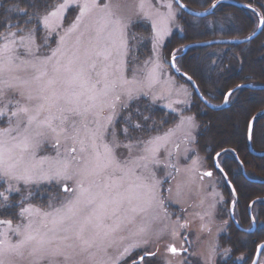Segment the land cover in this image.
I'll list each match as a JSON object with an SVG mask.
<instances>
[{"label":"snow or ice","instance_id":"1","mask_svg":"<svg viewBox=\"0 0 264 264\" xmlns=\"http://www.w3.org/2000/svg\"><path fill=\"white\" fill-rule=\"evenodd\" d=\"M68 6L69 0H63L49 9L47 3L42 5L40 0H35V3L30 4L32 15L28 16L26 10L17 9L28 16L24 22L25 27L16 25L17 30L13 32L12 25H8L6 33L0 34V41H3L0 45V121L6 119L8 123V127L0 131V180L8 184L7 188L0 191V212L18 209L15 217L21 220V223L13 227L12 218H0V225L6 226V230L0 232V264H10L7 260L9 254L20 255L26 249L30 255L40 256L47 264H83L77 257H95L101 252L107 254L115 242V236L121 231H129L128 225H134L138 216L147 221L132 233L140 237L141 242L135 243L132 248H125L111 264H121V260L131 255L132 249L141 247L145 251L132 264H146V258L155 255L149 251L152 243L148 238L150 224L159 219L155 210L163 207L158 189L168 179H175V176L169 173L165 181L156 180L150 168L151 164L158 163L157 150L153 146L159 144L162 139L160 137L124 144L123 147L130 154L133 148L143 146L140 148L141 155L127 161L116 157L114 147H120L119 143L114 147L101 143L102 134L108 132V125L112 126L111 134L115 138V126L112 115L106 118L105 125L100 121V114L107 108L114 115L122 94L132 98L131 91L125 89L127 81L115 70V61L112 60L113 54H118L117 38L122 39L127 25L117 18L113 22L116 27L108 30L113 16L112 5L109 4L105 8L103 21L95 22L94 42L88 48H81L79 39L72 49L63 48L66 37L78 28V18L61 36L60 46L52 57L47 58L39 67L33 65L38 74L31 79L13 75L20 67L16 63L20 59L19 48L24 47L26 42H33L35 36L36 29L30 26L31 21L35 19L37 27L42 24L51 30L57 27L55 20L60 19V13ZM179 6L184 7L182 3ZM167 7L169 18H174L172 5L168 4ZM212 7L215 8L216 4L213 3ZM89 8V3L85 2L81 17ZM258 23L264 27V17ZM49 62H52L50 66ZM110 68L113 70L109 71ZM187 78L192 80L191 76ZM9 93L14 95L10 96ZM232 95L230 91L226 98ZM123 107H127V104ZM143 119L147 120L148 117ZM125 123L127 126L122 129V133L128 139L132 131L144 128L141 123H133L130 116L125 118ZM93 124L94 128L90 126ZM69 127L71 138L80 145L79 159L76 156L57 159L55 167L45 171L34 162L35 150L51 136L59 156L58 137L60 134H68ZM246 136L249 142L253 140L251 126ZM71 152L76 153L77 149L73 147ZM73 167L78 177V187L71 189L72 196L60 207L50 212H41L29 203L32 196L30 189L28 195L22 196L17 203L13 204L10 199L13 192H21V188L16 185L23 183L27 188L42 180L68 179V171ZM136 168L143 169L151 176V180L144 172L136 176L138 183H135V187L140 191H132L133 186L123 182L112 183L113 176L118 175L124 181L126 177L135 175ZM176 172H179L178 168ZM204 175L211 177L212 172H205ZM176 187L179 196L181 186L178 184ZM63 190L70 191L67 185L63 186ZM167 227L161 230V234ZM180 227L178 222L171 225L174 238ZM9 232L18 237L16 242L9 238ZM159 238L158 235L157 241ZM168 251L178 254L173 244L169 245ZM261 252L264 253V245H261ZM34 264H41V261L36 260ZM94 264H109V261H94Z\"/></svg>","mask_w":264,"mask_h":264},{"label":"rangeland","instance_id":"2","mask_svg":"<svg viewBox=\"0 0 264 264\" xmlns=\"http://www.w3.org/2000/svg\"><path fill=\"white\" fill-rule=\"evenodd\" d=\"M179 1L189 10L201 12L208 10L213 3H216L219 0H212L209 3V6L206 8L203 7L205 2L204 0H198L202 7L195 8L184 4L181 0ZM231 1L249 6L252 9L249 10L235 7L247 10L251 12L253 16H255L257 23V27L253 30L255 32L259 26L258 17L255 13L260 15L259 11L249 4L237 2L235 0ZM61 2H63V0L52 1L49 9ZM85 2L89 3L90 8L86 11L85 15L81 17L82 6ZM0 3V7L2 6V10L0 12L4 17L3 20L6 21L5 24L3 22L4 25L2 29L0 28V34L6 33L8 30V25H12L11 31L13 32L17 30L15 27L16 25H19L21 28L25 27L24 22L28 19V16L32 15L31 13H28V16H26L23 14V11H17L18 5H13L14 0H0ZM109 4L112 5L111 12L113 13V16L109 22L108 30H112V28L116 27L113 22L117 18L122 19L123 23L127 25V27L124 28V35L122 39L117 38L116 48L118 50V54L114 53L112 60L115 61V70L123 80L127 81V84H125V89L131 91L132 98L130 99L127 94H122L120 100L116 104L114 115L113 111L107 108H105V110L100 114L101 123L107 125L106 118L112 115L113 124L116 126V123L121 120L122 112L127 110L131 105L140 101H146L149 104L158 106L167 114L172 115L175 119L174 123L169 128L159 134L153 135L148 139L145 137L146 132L138 134V137H133L130 134V139L125 138L122 130H117L116 127L115 138H113L111 134L113 129L110 125H108V132L106 134H102L101 143H107L113 147L116 143L121 145L120 147H114L116 157L121 161H127L131 157H136L142 154L140 151V148L143 147L142 145L133 148L130 154L129 150L123 147L124 144H135L136 140L138 139L148 141L154 137L162 138L158 145L153 146L157 150L156 159L158 163L151 164L150 168L152 172H154L156 180L165 181V177H167L169 173H172L175 176V179H168L167 182L162 183L158 189L163 200V207L157 208L155 210L156 213H158L159 219L152 221L150 224V236L148 238L152 241V243L149 246V251L154 252L155 255L147 257L146 264H186L185 260L188 257H199L197 259L201 264H215V261L218 259V257H225V251L228 250V246L221 249L219 238L221 236L228 235L230 224L238 233L234 239L236 247L233 250L232 256H235L237 252L246 249H252L254 244H256V242H254L256 241V237L259 235L254 233L258 221L256 220L253 206L257 202L264 201V197L262 196L264 193V170H255L256 173H254L257 174L258 178H250L246 174L244 166L241 160L238 158L236 152L232 149L230 150H232L235 155L231 152H227L237 162V166L241 171L242 179L245 182L257 185V187H259L258 192L262 191L260 194L253 191L250 192V194L253 195H250L248 198L249 201L246 205V213L243 216V223H240L238 219L240 218V215L238 214L237 210L238 196L236 191H233L235 189L231 179H228L227 174L224 176L225 180L220 178V176L209 177L204 175L205 172H209L210 168L213 167L212 164L214 159L209 161L202 154L198 153L195 148L198 124L189 112L193 89L191 90L188 85L183 84L176 79L170 68V61L164 59L161 51L163 44L173 32L178 31V33H181V26L178 22V15L180 12L193 18L197 17L186 14L176 5L173 0H69V6L60 13V19L55 20L57 27H53L51 30H48L42 24L37 27V21L35 19L31 21L30 26L36 29L35 36L33 38V42H26L24 47L19 48L20 59L17 60L16 63L20 65V67L13 73V75L20 77L21 79H31L33 75L38 74L36 68H34L33 65L39 67L45 60H47V58L52 57L53 52L56 51V49L60 46L61 36L65 35L68 28L75 24L78 18L80 20V24L70 36L66 37L63 48L64 50L72 49L76 44L77 39L80 41L81 48H88L90 43L94 42L96 27L95 22L103 21L105 16V8ZM141 4H143L142 8ZM168 4L172 5V12L174 13V18L171 19L169 18V9L167 7ZM219 5L213 9L212 13ZM212 13L210 15H212ZM20 16L24 17V19H21ZM260 17L262 18L261 15ZM136 23H145L150 28V53L145 55L146 53H144L143 49H141L135 55L134 60L131 59L132 63L129 64V30ZM263 30L264 27L262 31ZM254 32L249 34H246L247 32H243L241 35L234 38H215L205 41L192 42L181 49V55H185L186 52L192 48L225 46H198L200 43L219 39H243L252 35ZM260 34L250 42L255 41L260 36ZM17 39L19 38L17 37ZM248 43L237 46L246 49ZM2 44L3 41H0V45ZM186 47L189 48H187L186 52L183 53V49ZM175 54L176 53H173L172 57ZM175 56L178 57V55ZM22 61L26 63H21ZM52 62H49V66ZM111 62L112 61L110 60L109 63ZM112 70V68L109 69V71ZM251 86L259 87L253 85ZM260 86L264 87V85ZM240 89L258 90L245 87L239 88L238 90ZM9 95H14V93H9ZM16 98L19 99V96L17 95ZM177 101L179 102L177 103ZM124 104H127V107H123ZM259 115H262V111L259 113ZM259 115L256 114V118ZM254 117H252L251 120ZM232 119L230 123L231 127L227 128L229 126H226L225 128L227 131H232L236 137V134H238V126L241 124L242 118L239 117ZM90 126L93 128L95 127L94 124ZM7 127L8 123L6 119L0 121V131L6 129ZM229 131L226 132V134L231 133ZM58 139L60 143L59 156L57 155V150L53 147V138L51 136H49V138L41 143L40 146L35 150L34 162L38 166L42 167L45 171L55 167L57 159H71L72 156H76L77 159H79L80 145L79 143L74 142V140L71 138L70 127L68 134H60ZM73 147L77 149L76 153L71 152ZM253 150L256 152H264V150H256L254 148ZM248 154L254 159L264 158L255 157L251 155L249 151ZM216 155H214V157ZM207 162L210 164V168L208 167ZM217 162H219V160ZM177 168L179 169V172H176ZM242 170H244L245 176L243 175ZM142 172H144L143 169L136 168L135 175L126 177L124 181H121L118 175L113 176L112 183L119 184L123 182L125 184L132 185V191H140V189L135 187V183H138L136 181V176H139ZM144 175L148 176V179L151 180V176H149L147 172H144ZM68 177V179L42 180L36 184L28 185L27 188L23 183H20L16 186L21 188V192H13L10 195V199L13 203H17L22 196L28 195V190L30 189L32 196L29 200V203L32 204V202H36L38 204H32L35 208L39 209L41 212H50L53 210V208L60 207L67 198L72 196L71 189L78 187V177L75 175L74 167L69 169ZM0 182L3 183V188L1 190L3 191L8 187V184L5 183L4 180H0ZM178 184L181 186V192L179 196L176 194V186ZM64 185L69 187V192L62 191ZM229 185H231L232 191ZM169 188L172 189L171 192L168 191ZM35 192L39 196H34L36 194ZM43 197L48 198L46 201H43ZM255 200L258 201L254 202ZM50 204L52 205L51 208L49 207ZM231 210L233 212L234 219L239 225L238 228L232 223L230 214ZM15 211H18V209H15ZM4 215V218L13 219V227L21 223V220L16 218L15 213L12 214L11 211L7 210ZM260 216L261 215L259 214V218ZM261 218L264 223V215ZM146 222L147 221L144 217L138 216L134 225H128L129 231H121L115 236V242L108 250L107 254L101 252L96 254L95 257L80 256L77 257V259L82 261L83 264H94V261L105 260L109 261V264H111V261L117 259L120 254L123 253L125 248H132L135 243L141 242V238L132 235V233L136 231V228L139 225ZM176 222H178L181 227L178 229V235L174 238L171 235V225L175 224ZM165 226L168 227L161 234V230L165 229ZM5 230L6 226L0 225V232ZM243 233L249 234L250 237L245 236ZM158 235L160 237L159 241H157ZM183 237H185L187 240L186 246L189 248L188 255L179 256V254H173L168 251L170 244H173L178 250L181 249ZM9 238L13 242H16L18 239V237L12 235L11 232H9ZM144 251L145 249L143 247L132 249L131 255L126 256L123 260H121V264L132 263V261L138 258V256ZM7 260L10 261V264H34V261L36 260H40L41 264H47V262L42 260L40 256L30 255L28 249L24 250L23 254L20 255L9 254L7 256Z\"/></svg>","mask_w":264,"mask_h":264},{"label":"trees","instance_id":"3","mask_svg":"<svg viewBox=\"0 0 264 264\" xmlns=\"http://www.w3.org/2000/svg\"><path fill=\"white\" fill-rule=\"evenodd\" d=\"M52 1L55 0H40L42 5L47 3L48 7ZM181 1L194 8L202 7L198 0ZM204 1L203 7L206 8L212 0ZM235 1L253 6L259 11L260 15L264 17V0ZM33 3H35V0H14L13 5H18V9H24L27 13L32 14L33 8L30 7V4ZM1 10L2 6L0 7V11ZM20 18L24 19L22 16H20ZM3 19L4 17L1 13V29L6 22ZM178 22L181 26V33L175 31L165 41L161 49L163 57L165 60L170 61L173 53L178 55L175 59L177 69L187 76L192 77L200 93L209 104L214 107L220 106L224 95L237 85H264V30L255 41L247 44L246 49L237 45L192 48L189 49L185 55H181V49L192 42L215 38H234L241 35L243 32H247L246 34L254 32L253 30L257 27V23L255 16H253L251 12L231 7L230 5H219L212 15L203 19L193 18L180 12L178 15ZM129 37V64H131V59L134 60L135 55L141 49L146 53L145 55L150 53V28L145 23H136L130 28ZM176 79L188 85L192 90L189 83L182 77H176ZM251 102H258L253 110L248 109ZM263 110L264 89L258 91L240 89L230 96L228 107L219 111L206 107L192 90L189 112L198 124L195 141L197 152L210 161L213 159L214 155L220 151L232 149L241 160L246 174L250 178H258L257 174H255V170H264V158L254 159L248 154L246 132L251 118L256 114L259 115ZM121 115V120H119L115 126L117 130H122V128L127 126L125 118L130 116L133 123H141L144 125L143 130L132 131L130 134L133 137H138V134L146 132V139L163 132L169 128L175 120L172 115L167 114L163 109L149 104L146 101H140L131 105L127 110H124ZM143 117H148V119L144 120ZM239 117L242 118V122L238 126L237 136L235 137L232 131L229 130L228 131L231 133L226 134L228 131L225 127L229 126L227 128H230V123L233 120L232 118ZM252 130V147L256 150H264V114L256 118ZM219 162L220 167L225 174H227L228 179H231L237 193V210L240 215L238 219L240 223H243V216L246 213V205L249 201L248 198L250 195H253L250 194V192L253 191L260 194L261 191L258 192L259 187H257V185L245 182L242 179L237 162L229 153L222 154L221 157H219ZM2 188L3 183L0 182V191ZM244 194H246V197L243 196ZM34 196L39 195L36 193ZM32 204L36 205L38 203L32 202ZM6 211L7 210L0 212V218H4V213H6ZM8 211H11L12 214L16 212L15 208ZM237 234V231L230 224L228 235L219 238L221 249L228 246L227 249L233 252L236 247L234 239Z\"/></svg>","mask_w":264,"mask_h":264},{"label":"water","instance_id":"4","mask_svg":"<svg viewBox=\"0 0 264 264\" xmlns=\"http://www.w3.org/2000/svg\"><path fill=\"white\" fill-rule=\"evenodd\" d=\"M176 5L182 10L184 11L186 14L188 15H191V16H194V17H197V18H204V17H207L208 15H210L213 11V7L211 6L208 10H204V11H201V12H198V11H193V10H189L186 6H184L183 8H181L179 5L181 4V2L179 0H173ZM1 4V3H0ZM216 6L219 5V4H229L231 6H234V7H240V8H245V9H249V10H252L249 6H246V5H243V4H239V3H236L234 1H231V0H219L217 1L216 3ZM197 13H200L201 15H196ZM258 17V20L261 18L260 15L258 13H255ZM263 27H261L260 25L258 26V29L250 36L246 37V38H243V39H238V38H235V39H219V40H214V41H209V42H204V43H200L198 46H211V45H226V44H231V45H241V44H245V43H248L250 41H252L254 38H256L260 32L262 31ZM250 37V39H249ZM187 48L189 47H186L183 49V53L186 52ZM176 56H174V58L172 57L171 60H170V68L172 70V72L174 73V75L176 77H182L185 81H187L189 83V85L192 87L195 95L200 99V101H202L207 107H209L210 109H214V110H221V109H225L228 107V100H229V97L226 98V95L228 92H232L234 93L236 90H238L239 88H242V87H245V88H251V89H263L264 87L263 86H259V87H252L251 85H238L237 87L231 89L230 91H228L225 96H224V99H223V103L221 106L219 107H214L212 106L211 104H209L203 97L202 95L200 94V91L198 90L195 82L193 80H188V76L186 74H184L183 72L181 71H178L176 66H175V63H174V60H175ZM262 114H264V111L262 112ZM256 116L249 122V125H248V128L249 126L253 127V122L255 120ZM246 144H247V148H248V151L251 155L255 156V157H264V152H256L253 150L252 148V143L248 141V139L246 140ZM227 152H231L232 154H234V152L230 149H224V151L218 153L215 157H214V163L215 165H217V158L222 155L223 153H227ZM235 155V154H234ZM242 173L243 175L245 176V172L244 170H242ZM251 181V180H250ZM255 182V181H254ZM264 183V182H263ZM231 191H232V187L231 185H229ZM258 201V200H257ZM256 200L254 202H257ZM231 214V220H232V223L238 228L239 225L237 223V221L234 219V216H233V212L231 210L230 212ZM254 226V224H253ZM253 230V229H252ZM261 245H264V242L259 244L257 246V251H256V255H255V258H254V261L252 262V264H256L257 263V260L261 254Z\"/></svg>","mask_w":264,"mask_h":264},{"label":"flooded vegetation","instance_id":"5","mask_svg":"<svg viewBox=\"0 0 264 264\" xmlns=\"http://www.w3.org/2000/svg\"><path fill=\"white\" fill-rule=\"evenodd\" d=\"M219 157H221V156H219ZM218 160L219 159H217V161ZM209 163H208V167L210 168L211 166ZM212 165H213V167H211L210 171H209V172H212L211 177L220 176V178L224 179V176H226V175H225V172L221 171V167L219 166V162H217V165H215V163L213 162ZM261 193H262V191H261ZM262 196L264 197V193ZM47 198L48 197H43L44 200H47ZM253 207H254L253 210L255 212L254 214H255L256 220L258 221V223L256 225V229L254 231V233L259 234L256 237V241H254V242H256V244H254L253 248L250 250L246 249V250L237 252V254L235 256H232L233 252L228 249L227 251H225V257H222V258L218 257V259L215 261V264H252V262L254 261L255 255H256L257 246L264 242V223H263L262 218H261L264 215V201L263 202L260 201V202L255 203V205ZM259 214L261 215L260 218H259ZM243 234L245 236L250 237L249 234H245V233H243ZM186 242H187V240L185 239V237H183L182 248L178 250L179 256H186L189 254V248L186 246ZM197 258H199V257H197ZM197 258L188 257L185 260V263L186 264H201ZM128 264H132V263H128ZM256 264H264V253L261 252Z\"/></svg>","mask_w":264,"mask_h":264},{"label":"bare ground","instance_id":"6","mask_svg":"<svg viewBox=\"0 0 264 264\" xmlns=\"http://www.w3.org/2000/svg\"><path fill=\"white\" fill-rule=\"evenodd\" d=\"M260 90V89H259ZM252 91H258V90H252ZM258 102H251V105H249V110H253L256 106H257ZM264 111V110H263ZM262 111V112H263ZM247 146V144H246ZM252 192V191H251ZM245 195V196H244ZM243 196L246 197V194H244Z\"/></svg>","mask_w":264,"mask_h":264}]
</instances>
